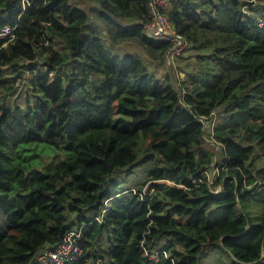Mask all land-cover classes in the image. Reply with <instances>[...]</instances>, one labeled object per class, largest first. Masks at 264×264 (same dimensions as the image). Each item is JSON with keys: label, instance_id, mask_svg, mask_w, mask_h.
<instances>
[{"label": "trees", "instance_id": "trees-1", "mask_svg": "<svg viewBox=\"0 0 264 264\" xmlns=\"http://www.w3.org/2000/svg\"><path fill=\"white\" fill-rule=\"evenodd\" d=\"M150 1L0 0V264H264V0Z\"/></svg>", "mask_w": 264, "mask_h": 264}, {"label": "built area", "instance_id": "built-area-1", "mask_svg": "<svg viewBox=\"0 0 264 264\" xmlns=\"http://www.w3.org/2000/svg\"><path fill=\"white\" fill-rule=\"evenodd\" d=\"M166 0H151L148 5V12L150 15V21L145 25V30L152 35L153 38L169 43L170 48L167 51L166 58L168 62L174 61L179 56L185 54L190 50V45L187 41L183 39L177 32H175L171 26V23L166 16L162 15L159 9L166 6ZM14 28L5 27L0 31V39H7V43L14 40ZM6 45V44H5ZM4 45V46H5ZM32 66L42 70L43 74L47 73L46 67L41 63H32ZM34 73V72H33ZM36 74V73H35ZM209 184H212L219 178V174L216 168L213 169L212 173L208 175ZM195 187H198L200 180L192 181ZM221 192V188L218 187L215 191H212L214 194ZM82 240V234L77 231H69L64 234L62 242L53 249L45 250L38 257L40 264H64V261L69 260H78L83 246L78 242ZM141 245L144 247V241L141 242ZM147 256L153 261L157 262L159 256L148 255ZM98 264L101 262L98 260Z\"/></svg>", "mask_w": 264, "mask_h": 264}, {"label": "rangeland", "instance_id": "rangeland-1", "mask_svg": "<svg viewBox=\"0 0 264 264\" xmlns=\"http://www.w3.org/2000/svg\"><path fill=\"white\" fill-rule=\"evenodd\" d=\"M261 22V20H259L258 21V23H260ZM261 24V23H260ZM128 50L130 51V52H133L134 50L133 49H131V48H128ZM135 52V51H134ZM184 56V59H187V57L189 56V54L188 53H186V54H184L183 55ZM183 62V60H180V63H182ZM172 64L173 65V61H171V62H168L167 61V64L169 65V64ZM172 65L171 66H169V69H170V67H172ZM173 68V67H172ZM152 70V69H151ZM173 74H174V77L176 78V80L178 81V79H179V77H178V75H177V73H174V69H173ZM158 74H161V71H158ZM11 81V80H10ZM22 87H24V85L22 84V83H19V86H18V88H22ZM204 127H206V125H204ZM204 140H206V139H204ZM209 140H206V142H208ZM141 142H143V140L141 139ZM146 142L147 141H145L144 140V142H143V144H142V148L146 145ZM213 145V144H212ZM215 147H216V150H219V148H218V146L215 144ZM140 148H141V144H140ZM140 150L141 149H139V152H140ZM119 181L122 183V189L124 190L125 188H127V186H130L131 185V183H132V180L131 179H127V178H125V176L124 175H121L120 177H119ZM124 182V183H123ZM152 190H150L149 189V187L147 186V187H145L144 188V190H143V192H142V195L144 196V194L145 193H150ZM249 209H250V211L251 212H253V214H251V216L254 218V219H260V214H256L257 212L256 211H253V209L251 208V207H249ZM183 221L184 222H186V219H183ZM0 224H2V219L0 218ZM217 253H219V251H217ZM202 260V262L204 263V264H207V263H209V261L208 260H206V259H201Z\"/></svg>", "mask_w": 264, "mask_h": 264}, {"label": "clouds", "instance_id": "clouds-1", "mask_svg": "<svg viewBox=\"0 0 264 264\" xmlns=\"http://www.w3.org/2000/svg\"><path fill=\"white\" fill-rule=\"evenodd\" d=\"M187 53V52H186ZM185 53V54H186ZM184 55V54H183ZM172 64L170 63L169 64V66H171ZM70 231H76V230H70ZM69 232V231H68ZM67 233V232H66ZM65 233V234H66ZM55 247H57V246H55ZM55 247H53V248H55ZM53 248H51V247H43L41 250H39L37 253H36V255H35V259H34V264H40L39 263V261H38V257H39V255L41 254V253H43L45 250H48V249H53ZM67 261H71V260H69V259H67V260H65L64 261V264H66L67 263ZM74 261V260H73Z\"/></svg>", "mask_w": 264, "mask_h": 264}, {"label": "water", "instance_id": "water-1", "mask_svg": "<svg viewBox=\"0 0 264 264\" xmlns=\"http://www.w3.org/2000/svg\"><path fill=\"white\" fill-rule=\"evenodd\" d=\"M170 70H171V72L173 71L172 67L170 68ZM172 75H173V79H174V81L177 83V80H176V78L174 77L173 72H172ZM201 139H203V135L201 136Z\"/></svg>", "mask_w": 264, "mask_h": 264}, {"label": "crops", "instance_id": "crops-1", "mask_svg": "<svg viewBox=\"0 0 264 264\" xmlns=\"http://www.w3.org/2000/svg\"><path fill=\"white\" fill-rule=\"evenodd\" d=\"M190 51H188L187 53H189ZM171 68V67H170ZM173 69V68H172Z\"/></svg>", "mask_w": 264, "mask_h": 264}]
</instances>
